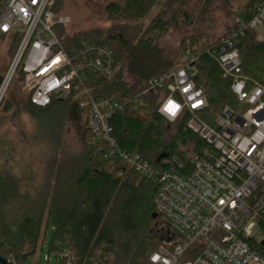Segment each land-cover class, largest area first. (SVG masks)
Returning a JSON list of instances; mask_svg holds the SVG:
<instances>
[{
  "label": "trees",
  "instance_id": "16d2710c",
  "mask_svg": "<svg viewBox=\"0 0 264 264\" xmlns=\"http://www.w3.org/2000/svg\"><path fill=\"white\" fill-rule=\"evenodd\" d=\"M157 1L109 3L106 13L110 21L116 23L105 38L89 33L69 36L65 26L55 29L67 48L86 41L107 45L114 52V75L108 79L97 77L98 83L91 95L95 99L115 96L122 103L123 109L111 120L119 148L140 155L155 166L176 168L185 174L192 169L193 163L183 148L193 144V154L197 155L208 147L207 142L189 128L191 114L185 113L173 123L167 121L159 113V107L168 93L157 90L142 95L144 87L137 90L131 86L119 68L121 50L138 36L143 27L138 21L150 13ZM173 2L166 1L168 12L157 15L149 24V31L164 35L170 26L183 28L190 24L189 13L175 9ZM228 2L236 7L231 30L215 42L205 35L186 37L182 42L183 54L190 52L198 59L197 86L203 89L209 101L208 110L201 116L210 124L214 118L209 116H217L226 106H235L231 79L224 76L219 65L222 42L228 36L236 34L231 45L241 54L244 74L264 83V32L249 27L256 18L264 20V0ZM57 7V0H52L51 10L59 16ZM237 20L247 27L244 35L240 33ZM10 40L14 47L13 59L19 39ZM178 68L157 72L146 82ZM16 79L22 86L24 76L20 69ZM26 95L29 100L23 109L38 124L42 136L37 140H42L52 155L46 163L43 185L34 193L23 191L21 183L9 171L0 169V255L12 258L15 264H37L32 260L48 241L49 256L62 257L63 264H150V256L164 243L161 230L170 226L156 210L159 182L141 176L121 159L108 160L99 156L100 144L94 143L96 137L86 120L84 150L75 155L58 156L56 146L65 131L72 101L55 99L47 107H38L32 103L31 96ZM5 97L0 108L14 109L13 101ZM76 105L79 108L78 103ZM172 125H176V132L170 139L168 127ZM261 224L263 239L254 240L251 246L264 257V222Z\"/></svg>",
  "mask_w": 264,
  "mask_h": 264
},
{
  "label": "built area",
  "instance_id": "2783aa9c",
  "mask_svg": "<svg viewBox=\"0 0 264 264\" xmlns=\"http://www.w3.org/2000/svg\"><path fill=\"white\" fill-rule=\"evenodd\" d=\"M51 4L52 0H0V39H19L0 86V102L20 69L22 91L34 105L47 107L55 99L78 103L96 137L94 143L100 144L99 156L121 159L141 176L159 182L156 210L170 226L161 230L164 243L150 256V264H264V257L251 246L263 239L264 83L244 74L241 54L231 45L236 34L222 42L219 57L224 76L231 79L235 106L224 107L213 124L201 116L209 101L197 86L200 68L194 55L185 66L145 84L142 95L168 93L159 107L167 121L191 114L189 128L208 144L192 155L193 167L183 174L119 148L111 120L123 109L122 103L115 96L91 95L97 77L114 75L115 54L107 45L86 41L67 48L55 27L67 26L71 19L55 15ZM240 26L244 35L247 27L242 22ZM249 27L264 28V20L256 18ZM197 100L202 103L193 108ZM169 101L180 106L174 116L164 110Z\"/></svg>",
  "mask_w": 264,
  "mask_h": 264
},
{
  "label": "rangeland",
  "instance_id": "374dc122",
  "mask_svg": "<svg viewBox=\"0 0 264 264\" xmlns=\"http://www.w3.org/2000/svg\"><path fill=\"white\" fill-rule=\"evenodd\" d=\"M114 1L119 0H57V10L71 19V23L65 26L69 36L89 33L105 38L107 31L116 23L110 21L106 13L107 5ZM166 1L158 0L150 13L138 21L143 24L142 29L138 31L137 37L124 45L120 53L122 76L137 90L145 88L151 75L181 67L193 58L190 52L183 54V39L205 35L208 40L215 42L235 24L236 7L228 0H174L175 9L189 13L190 24L183 28L170 26L164 35L149 31L151 21L160 13L168 12ZM120 22L126 23L124 20ZM259 30L264 32V28ZM13 49L10 39H0V86L11 65ZM5 98L13 101L15 108L10 111L0 108V169L9 171L21 183L23 191L34 193L43 185L46 163L52 152L45 149L42 140H37L42 136L40 128L23 109L29 98L22 91L20 80L15 78ZM71 106L65 131L56 146L58 156L64 153L75 155L84 150L86 116L76 102L72 101ZM168 129V138L171 139L176 132V125ZM183 150L192 157L194 145L190 144ZM32 261L37 264H63L62 257L49 256L48 241Z\"/></svg>",
  "mask_w": 264,
  "mask_h": 264
},
{
  "label": "snow or ice",
  "instance_id": "6c2138e0",
  "mask_svg": "<svg viewBox=\"0 0 264 264\" xmlns=\"http://www.w3.org/2000/svg\"><path fill=\"white\" fill-rule=\"evenodd\" d=\"M33 2H35V0H33ZM184 91L187 92L188 89L186 88V89H184ZM201 103H202V101L197 100L196 103H194L192 105V107L195 108ZM179 107L180 106L178 104H176L175 102L169 101L164 110L167 111L169 114L174 116L176 114L177 110L179 109ZM221 203H224V202L221 201Z\"/></svg>",
  "mask_w": 264,
  "mask_h": 264
},
{
  "label": "water",
  "instance_id": "95a60500",
  "mask_svg": "<svg viewBox=\"0 0 264 264\" xmlns=\"http://www.w3.org/2000/svg\"><path fill=\"white\" fill-rule=\"evenodd\" d=\"M0 264H13V263H9L7 258L0 255Z\"/></svg>",
  "mask_w": 264,
  "mask_h": 264
}]
</instances>
